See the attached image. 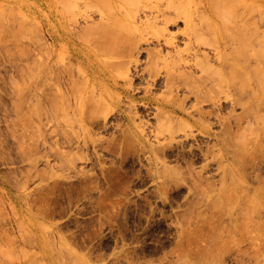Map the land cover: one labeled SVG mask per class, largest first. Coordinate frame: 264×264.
Masks as SVG:
<instances>
[{
    "label": "rangeland",
    "instance_id": "374dc122",
    "mask_svg": "<svg viewBox=\"0 0 264 264\" xmlns=\"http://www.w3.org/2000/svg\"><path fill=\"white\" fill-rule=\"evenodd\" d=\"M160 10L192 25L168 27L175 48ZM76 46L122 111L77 112ZM219 51L247 78L216 101ZM51 54L66 124L46 115ZM263 82L264 0H0V264H264ZM172 96L195 126L170 134Z\"/></svg>",
    "mask_w": 264,
    "mask_h": 264
},
{
    "label": "bare ground",
    "instance_id": "6f19581e",
    "mask_svg": "<svg viewBox=\"0 0 264 264\" xmlns=\"http://www.w3.org/2000/svg\"><path fill=\"white\" fill-rule=\"evenodd\" d=\"M206 8L208 9V7H206ZM171 13L173 14V12H166V11L163 12V11L160 10L159 13L156 14V15H153L152 18L154 17V23L155 24H157V23L164 24L163 25L164 28L162 29V33H163V36H164V43H163V45L165 47L166 46H172L173 48H175L176 47L175 44L177 42L176 41L177 36L176 35H173L171 33L170 34H168V33L166 34V31L168 30V27L170 25H173V24H176V23L180 22L179 20H183L184 23L186 24V28L188 27V29H191L192 28V25H190V20L187 18V16H184V17L181 16V15H184L183 13H181V12H174L175 13V16H174V14L172 15ZM211 16H213V15H211ZM249 16H247V17L249 18ZM207 18L209 19V17H207ZM93 29H95V28H93ZM93 29H92V31H93ZM97 30L98 31H101L100 30V26H99V28H97ZM54 35L55 34H53V36ZM251 36H252V34H251ZM58 37H59V41H60L61 35L58 34ZM189 38H190V40H192L193 36L192 37L190 36ZM230 39L233 40V41H235V42L237 40H239V41L241 40V38L238 35L236 36V38L234 37V38H230ZM244 39H245V41L248 40V38H247L246 35H244ZM249 39H251V37H249ZM83 40H85L84 37H83ZM85 41H87V39ZM69 48H70V53L72 55V58H74V60H76V63L78 65V67H77L78 75H80L81 78H83V79H81V81L83 80L82 81V84L80 86L75 84L74 87H73V90H71V92H70V94L76 99L75 101L77 103V112L79 114H83L86 111V109L88 108V106L92 107L93 105H95V104L97 105L98 104L99 106H101L103 108V112H104V114H106V116L104 115L105 116V119H107V116L109 114L114 113L117 110L122 111L121 108H120V103L118 102V100L117 99L116 100H112L111 97L108 96L107 90L104 91L102 89H99L97 91V84H96L97 78H96V75H95V71L93 70V68H89L88 66H86L88 63L86 64L87 61H86V57L84 55L85 54L84 51L81 50V49H79V48H77V46H76V48H71V47H69ZM220 48H221V45H220ZM189 49L190 50L192 49L193 51H195L194 54L196 56H199V53L201 52V49L200 48L197 49L195 47H192V48L189 47ZM189 49H187V50L189 51ZM175 50H176V52H179V54L181 56V58H179V60L180 61L183 60V51H181V50L178 51V49H175ZM179 54H178V57H180ZM216 54L217 55L215 57H217L216 58L217 60L216 59L215 60L218 63V67H215V69L213 68V65L211 64V60H210L209 55L207 53H203V58H204L203 61H200V62L196 63L195 65H191L190 66V69L191 68L193 69V67H195L197 69H200L202 71L201 72L202 74L203 73H207L208 70H209V68L214 69L213 70V74H215L214 75V78H217V77H219V78L218 79H215L214 80L215 82H213L215 84L212 83V85H214L213 86L214 89H216V86L217 87H220V88H217L218 90L216 89L217 91L212 88L214 91L217 92L216 94L214 93V99L216 101L221 100V97H222L221 95L222 94L224 95V98H226V100H227L230 96H232V95H230L231 89H233V90L240 89V91L242 93H245V90L246 89H245L244 86H246V83L244 82V78L245 77L247 78V76H245L247 73L246 74H243L244 76L242 74L241 75H239V74L237 75L236 74V76L229 78L230 81L229 80L226 81L227 79L225 78L226 75L224 74V69H225V67H227V65L225 64V61L223 60V55H221L220 51L217 52ZM48 59L49 60H47V62H48V65L47 66L49 68L48 69L49 71L47 70L48 71L47 74H48V78L50 80V83H49V86L50 87L48 88L49 89V92L47 93V96H46V99H45V108H46L47 119H49L50 121H56V122H58L60 124L61 123H65L66 124V123H69L70 116L67 114L64 105H65V101L68 100L69 95H67L68 96L67 97L66 94L63 93V91L61 89V84L63 82L61 84H59L58 81H57L58 79L55 78L54 75H53V73H54L53 71H55V69L53 68L54 55L51 54ZM178 61L177 62L175 61L176 64L178 63ZM185 62H186V60H185ZM185 62L184 61L183 62H179L177 65H179V64L181 65V63H185ZM186 64H187V67H188L189 66L188 65V61L185 63V65ZM185 65L183 64V67ZM181 66L178 69H182L183 67L181 68ZM232 67H233L232 69L234 70V67L235 66L232 65ZM243 68L245 70H247V66L246 67L244 66ZM174 69L176 71L177 70V67L176 68L174 67ZM183 69H185V68H183ZM183 69H182V71H180L179 74H176V75H179L178 78H177L179 80L181 79V76H183L185 74V73H182L183 71H185ZM186 69H188V68H186ZM235 70H237V69H235ZM169 73H170V71H169ZM189 73H190V76L192 78H195V76L193 75V70L189 71ZM217 73H218L219 76H217ZM213 74H212V77L209 76V75L208 76L206 75V76L209 79L210 78L212 79L213 78ZM234 74H235V72H234ZM224 75H225V77H224ZM58 76L61 77V75H58ZM53 77H54V79H56V82L58 83L56 85V88H55L56 89L55 93H53V91H54V89H53V83H52L53 82ZM172 77H175V76H172ZM185 77L187 78V77H189V75L186 74ZM241 77H244V78L241 79ZM203 78H205V77H200V79H198V81L201 80V79H203ZM208 78H206V79H208ZM175 79L176 78H173V80H175ZM59 81H61V80H59ZM238 81L240 82L241 85L239 84L240 86H237L236 87V85L238 84ZM249 81L251 82V79H249L248 82ZM128 83H130V82H128ZM187 86H189V85H187ZM262 88H263V91H262L263 98H260L261 96L258 97L259 103L264 102V82H263ZM211 94H212V92H211ZM132 96H135V95L132 94L129 97L134 98ZM172 98H174V99H169V100L167 99V101H165L166 100V98H165V100H160L159 103H158L159 110L161 112V115L164 118V121H162V123L165 125L166 130L170 134H172L174 132V124L177 126L176 121H177V118L178 117L179 118H182V120H186V121L181 122V125H183L185 127L188 126L190 128L194 127L195 126L194 125L195 123L192 121L193 117H192L191 113H188L187 112V108L181 102L179 103L178 100L176 101V99H178V97L175 98V96H172ZM238 102L240 103V100L238 101V100L232 99V101H231V103H235L234 105H236V103H238ZM234 105L232 104V106H234ZM57 111H60V112H57ZM175 115H178V117H176ZM124 116H125L126 119H129L127 115L124 114ZM196 121L200 122L201 119L196 120Z\"/></svg>",
    "mask_w": 264,
    "mask_h": 264
}]
</instances>
